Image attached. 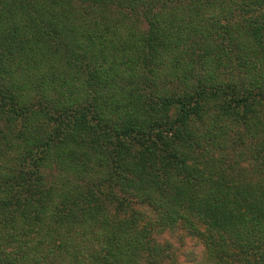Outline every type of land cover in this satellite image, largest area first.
Wrapping results in <instances>:
<instances>
[{
	"label": "trees",
	"instance_id": "16d2710c",
	"mask_svg": "<svg viewBox=\"0 0 264 264\" xmlns=\"http://www.w3.org/2000/svg\"><path fill=\"white\" fill-rule=\"evenodd\" d=\"M173 231L264 264V0H0V264H179Z\"/></svg>",
	"mask_w": 264,
	"mask_h": 264
},
{
	"label": "rangeland",
	"instance_id": "374dc122",
	"mask_svg": "<svg viewBox=\"0 0 264 264\" xmlns=\"http://www.w3.org/2000/svg\"><path fill=\"white\" fill-rule=\"evenodd\" d=\"M158 239L160 242L168 241L172 244V249L178 255L179 264H193V261H196L202 252L201 245L197 244L195 239L181 234L180 231L166 232L161 234Z\"/></svg>",
	"mask_w": 264,
	"mask_h": 264
}]
</instances>
